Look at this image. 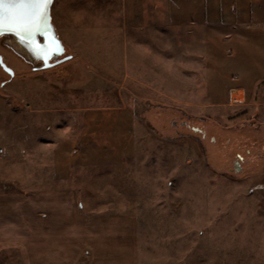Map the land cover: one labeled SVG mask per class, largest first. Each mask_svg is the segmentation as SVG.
Returning <instances> with one entry per match:
<instances>
[{
	"label": "rangeland",
	"instance_id": "374dc122",
	"mask_svg": "<svg viewBox=\"0 0 264 264\" xmlns=\"http://www.w3.org/2000/svg\"><path fill=\"white\" fill-rule=\"evenodd\" d=\"M169 5L53 0L51 22L71 58L44 70L0 38L13 71H0V189L39 190L50 144L76 149L85 140L82 112L70 110L126 111L122 163L78 168V192L89 186L93 208L133 214L137 264H264V120L245 108H207L181 87L185 54L163 37ZM180 120L203 127L205 139Z\"/></svg>",
	"mask_w": 264,
	"mask_h": 264
},
{
	"label": "crops",
	"instance_id": "0c3cea01",
	"mask_svg": "<svg viewBox=\"0 0 264 264\" xmlns=\"http://www.w3.org/2000/svg\"><path fill=\"white\" fill-rule=\"evenodd\" d=\"M166 20L168 49L185 54L181 87L207 108H245L264 120V0H170ZM71 111L82 112L85 140L76 149L50 144V176L38 177L39 190L0 189V264H137L133 214L97 210L89 186L78 192V168L122 163L128 114Z\"/></svg>",
	"mask_w": 264,
	"mask_h": 264
},
{
	"label": "water",
	"instance_id": "95a60500",
	"mask_svg": "<svg viewBox=\"0 0 264 264\" xmlns=\"http://www.w3.org/2000/svg\"><path fill=\"white\" fill-rule=\"evenodd\" d=\"M46 5L17 4L4 5L5 17L0 27V37L8 38L23 53L29 62L38 64L33 70L54 67L68 59L65 48L51 22L50 8ZM0 66L13 77V71L5 65L0 56Z\"/></svg>",
	"mask_w": 264,
	"mask_h": 264
},
{
	"label": "flooded vegetation",
	"instance_id": "af4514ba",
	"mask_svg": "<svg viewBox=\"0 0 264 264\" xmlns=\"http://www.w3.org/2000/svg\"><path fill=\"white\" fill-rule=\"evenodd\" d=\"M1 38V37H0ZM65 53V52H64ZM3 61V59H2ZM55 67V66H54ZM0 71L4 72V70L2 69V67L0 66ZM5 73V72H4ZM6 74V73H5ZM172 124L173 125H176V122L175 121H172ZM178 124L180 125V127L182 128H186L187 130H191L193 134H196L198 135L197 136V139L199 142H201L202 140L205 139L206 137V131L203 127H201L200 125H196V124H192V123H189L188 120H180L178 122ZM211 140H213L212 138H210ZM237 159L236 160L237 162H235V165L237 166L236 163H238L241 159V157L239 155H237Z\"/></svg>",
	"mask_w": 264,
	"mask_h": 264
},
{
	"label": "snow or ice",
	"instance_id": "6c2138e0",
	"mask_svg": "<svg viewBox=\"0 0 264 264\" xmlns=\"http://www.w3.org/2000/svg\"><path fill=\"white\" fill-rule=\"evenodd\" d=\"M49 3V0H0V27L3 26L4 23V17H5V11H4V5H17V4H31V5H46Z\"/></svg>",
	"mask_w": 264,
	"mask_h": 264
},
{
	"label": "bare ground",
	"instance_id": "6f19581e",
	"mask_svg": "<svg viewBox=\"0 0 264 264\" xmlns=\"http://www.w3.org/2000/svg\"><path fill=\"white\" fill-rule=\"evenodd\" d=\"M12 45L16 46V45H15V44H13V43H12ZM20 52H21V51H20ZM233 98H235V99H236L237 97L233 96Z\"/></svg>",
	"mask_w": 264,
	"mask_h": 264
},
{
	"label": "built area",
	"instance_id": "2783aa9c",
	"mask_svg": "<svg viewBox=\"0 0 264 264\" xmlns=\"http://www.w3.org/2000/svg\"><path fill=\"white\" fill-rule=\"evenodd\" d=\"M2 153V149L0 148V154Z\"/></svg>",
	"mask_w": 264,
	"mask_h": 264
}]
</instances>
